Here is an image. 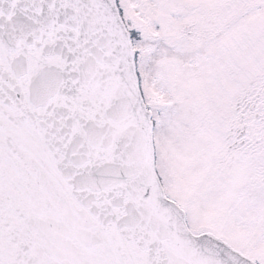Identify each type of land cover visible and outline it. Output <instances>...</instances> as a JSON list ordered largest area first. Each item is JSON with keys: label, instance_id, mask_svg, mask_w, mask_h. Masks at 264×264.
Segmentation results:
<instances>
[{"label": "snow or ice", "instance_id": "obj_1", "mask_svg": "<svg viewBox=\"0 0 264 264\" xmlns=\"http://www.w3.org/2000/svg\"><path fill=\"white\" fill-rule=\"evenodd\" d=\"M0 264H264V0H0Z\"/></svg>", "mask_w": 264, "mask_h": 264}]
</instances>
